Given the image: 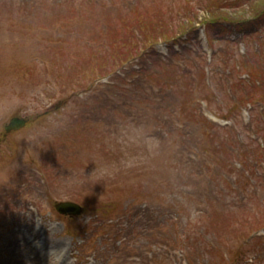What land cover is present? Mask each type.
I'll return each instance as SVG.
<instances>
[{
    "label": "rangeland",
    "instance_id": "1",
    "mask_svg": "<svg viewBox=\"0 0 264 264\" xmlns=\"http://www.w3.org/2000/svg\"><path fill=\"white\" fill-rule=\"evenodd\" d=\"M137 1L161 7V23L138 22L134 0H0L4 264H245L264 252L250 242L264 236V71L250 70L264 60L245 47L264 20L207 31L206 0ZM210 2L251 15L248 1ZM12 117L26 126L6 132ZM106 165L114 178L82 182ZM63 201L83 212L59 213ZM34 223L64 241L62 261L43 242L41 259L29 254Z\"/></svg>",
    "mask_w": 264,
    "mask_h": 264
},
{
    "label": "trees",
    "instance_id": "2",
    "mask_svg": "<svg viewBox=\"0 0 264 264\" xmlns=\"http://www.w3.org/2000/svg\"><path fill=\"white\" fill-rule=\"evenodd\" d=\"M127 1V0H126ZM211 0H206V4L204 5L203 1L202 4L199 3V5L202 8V10H204V14L205 16H207L205 18V20L201 23L202 25L205 26V29H207V31H209V29L211 28V26H215V25H219V26H224V25H232L234 28H239V29H245V27H252V26H256V25H260L261 23H263L264 20V0H244V2L248 1L250 2V8H249V13H251L250 16H248L247 18H230L229 16H226L225 13H223L222 11H225L224 9H218L219 5L210 2ZM214 1V0H212ZM191 2V0L187 1V5H189V3ZM142 2L134 0L131 9H133V12L135 14V19L139 20L138 22H143L144 19L147 17V15H155V18L158 19L161 23L162 19L164 18V14L161 13V10L159 6H157L155 8V10H153L152 12L147 10V7L142 6L141 5ZM204 5V6H203ZM224 7H227L226 2L224 3ZM218 9V10H216ZM193 11L187 12L191 15ZM195 12V11H194ZM193 15L196 14V12ZM176 16H178L181 20L184 18L188 17V14L185 13V11L183 10H178L177 12H174ZM189 15V18H190ZM192 16V15H191ZM228 23V24H227ZM197 27V26H196ZM191 27V31L194 30L196 28ZM184 31H181L179 36H183ZM131 34H133L134 36V30L130 31ZM177 33H175L176 35ZM260 34V35H259ZM172 35L169 39H165V43L167 42V44H170L169 46L173 45L174 43H176V36ZM190 35V34H189ZM254 35V36H253ZM255 35H259V36H255ZM253 38V42L249 41L248 45L245 44V47L247 48V50L251 47H253L252 45H256L257 48L256 50L259 52V56H261V54H263V56L260 58L261 60H264V26H262V28L260 29L259 32H255L252 34ZM154 45V44H153ZM153 45H150L153 46ZM151 52V51H149ZM248 53V52H247ZM256 54V53H255ZM250 70L255 72V75H261V73L264 71V64H259L257 66V68L251 67ZM250 100H252L251 98H249L248 100L244 101V102H251ZM257 232V233H256ZM256 234L255 235H251L250 238V242L254 241V245L258 246V245H263L264 247V236L259 235L258 234V230H256ZM252 253H255V251H253ZM257 256L254 255L255 259H250V263L246 262L245 264H255V262H262L263 259H261V257H264V252H257L256 253Z\"/></svg>",
    "mask_w": 264,
    "mask_h": 264
},
{
    "label": "bare ground",
    "instance_id": "3",
    "mask_svg": "<svg viewBox=\"0 0 264 264\" xmlns=\"http://www.w3.org/2000/svg\"><path fill=\"white\" fill-rule=\"evenodd\" d=\"M25 232H26V234H27V232H30L29 237H27L25 233H24L25 235H23V236L25 238L24 241L29 242V254L35 253L34 259H36V258L41 259L42 258L43 249H42V245L40 242H43L46 252H49L51 255L56 256L61 261L63 260V258H62L63 256L60 255V251H59L62 248V245L64 243V241L61 238H54L53 239L52 237H47V236L45 238H43L42 235L46 234L45 227L42 226L39 228L38 231H35V226L33 224L30 227L28 225L27 228L25 229ZM32 236H34V239L31 240L30 238ZM37 237H38V239H37ZM34 241H38L39 246H35ZM27 247H28V244H27ZM0 264H4V260H0Z\"/></svg>",
    "mask_w": 264,
    "mask_h": 264
},
{
    "label": "water",
    "instance_id": "4",
    "mask_svg": "<svg viewBox=\"0 0 264 264\" xmlns=\"http://www.w3.org/2000/svg\"><path fill=\"white\" fill-rule=\"evenodd\" d=\"M26 120L23 118L13 117L10 119L8 125L5 126L4 130L10 132L24 127ZM55 209L62 214L68 215H79L82 212V207L72 201H63L55 204Z\"/></svg>",
    "mask_w": 264,
    "mask_h": 264
},
{
    "label": "clouds",
    "instance_id": "5",
    "mask_svg": "<svg viewBox=\"0 0 264 264\" xmlns=\"http://www.w3.org/2000/svg\"><path fill=\"white\" fill-rule=\"evenodd\" d=\"M27 140V139H26ZM28 142H30V144L32 145V142L30 140H27ZM116 174V170L112 168V166L110 165H106L103 167H97L95 168V170L90 174V176H84V181L82 182H87V181H91L92 178L95 176V181L93 182V185L96 183H101L104 182L108 179H112L114 178ZM35 231L39 230L40 225L35 224ZM34 245L35 246H39V242L38 241H34ZM26 264H30V262L26 261Z\"/></svg>",
    "mask_w": 264,
    "mask_h": 264
}]
</instances>
